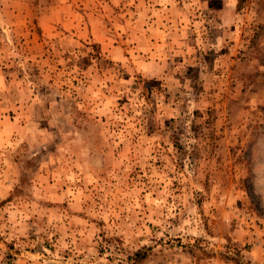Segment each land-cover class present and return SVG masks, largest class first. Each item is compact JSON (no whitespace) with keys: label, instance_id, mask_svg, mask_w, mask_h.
Returning <instances> with one entry per match:
<instances>
[{"label":"rangeland","instance_id":"1","mask_svg":"<svg viewBox=\"0 0 264 264\" xmlns=\"http://www.w3.org/2000/svg\"><path fill=\"white\" fill-rule=\"evenodd\" d=\"M0 264H264V0H0Z\"/></svg>","mask_w":264,"mask_h":264}]
</instances>
